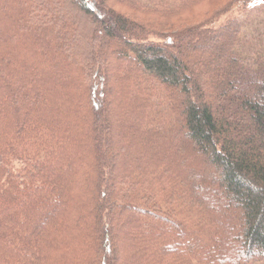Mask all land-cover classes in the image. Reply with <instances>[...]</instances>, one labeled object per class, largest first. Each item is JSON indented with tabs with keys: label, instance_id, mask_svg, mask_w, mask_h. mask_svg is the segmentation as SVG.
Returning a JSON list of instances; mask_svg holds the SVG:
<instances>
[{
	"label": "trees",
	"instance_id": "trees-1",
	"mask_svg": "<svg viewBox=\"0 0 264 264\" xmlns=\"http://www.w3.org/2000/svg\"><path fill=\"white\" fill-rule=\"evenodd\" d=\"M0 264H264V0H0Z\"/></svg>",
	"mask_w": 264,
	"mask_h": 264
},
{
	"label": "rangeland",
	"instance_id": "rangeland-1",
	"mask_svg": "<svg viewBox=\"0 0 264 264\" xmlns=\"http://www.w3.org/2000/svg\"><path fill=\"white\" fill-rule=\"evenodd\" d=\"M257 9H259V6H257ZM233 12H234V10H233ZM231 15H232V14H231ZM231 15H230V16H231ZM233 15H235V16H236V15H237V12H234V14H233ZM223 18H224V17H223ZM223 18H221V20H222ZM120 247H121V246H120ZM122 249H124V248H122Z\"/></svg>",
	"mask_w": 264,
	"mask_h": 264
}]
</instances>
